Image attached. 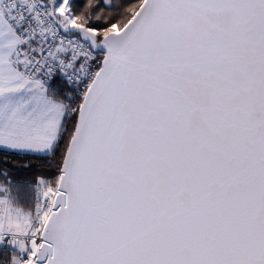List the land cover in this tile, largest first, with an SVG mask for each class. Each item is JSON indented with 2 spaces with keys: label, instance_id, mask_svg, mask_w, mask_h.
<instances>
[{
  "label": "snow or ice",
  "instance_id": "snow-or-ice-1",
  "mask_svg": "<svg viewBox=\"0 0 264 264\" xmlns=\"http://www.w3.org/2000/svg\"><path fill=\"white\" fill-rule=\"evenodd\" d=\"M0 264H264V0H0Z\"/></svg>",
  "mask_w": 264,
  "mask_h": 264
},
{
  "label": "trees",
  "instance_id": "trees-1",
  "mask_svg": "<svg viewBox=\"0 0 264 264\" xmlns=\"http://www.w3.org/2000/svg\"><path fill=\"white\" fill-rule=\"evenodd\" d=\"M19 171V170H18ZM42 173L40 172V170H33L31 171V175L35 176V175H41ZM20 176L21 177H25V178H29L28 174L24 173L23 171H20Z\"/></svg>",
  "mask_w": 264,
  "mask_h": 264
}]
</instances>
